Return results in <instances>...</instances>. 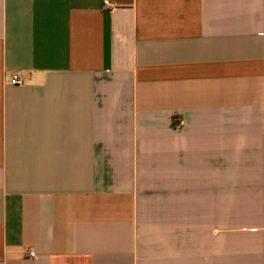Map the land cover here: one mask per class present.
I'll list each match as a JSON object with an SVG mask.
<instances>
[{
    "label": "crops",
    "instance_id": "crops-1",
    "mask_svg": "<svg viewBox=\"0 0 264 264\" xmlns=\"http://www.w3.org/2000/svg\"><path fill=\"white\" fill-rule=\"evenodd\" d=\"M0 264H264V0H0Z\"/></svg>",
    "mask_w": 264,
    "mask_h": 264
},
{
    "label": "built area",
    "instance_id": "built-area-1",
    "mask_svg": "<svg viewBox=\"0 0 264 264\" xmlns=\"http://www.w3.org/2000/svg\"><path fill=\"white\" fill-rule=\"evenodd\" d=\"M106 6H109L108 1L105 2ZM26 82V80L19 74H14L11 78H10V84L14 85V86H20V85H24ZM181 125V123H180ZM32 257H34V254H31Z\"/></svg>",
    "mask_w": 264,
    "mask_h": 264
}]
</instances>
